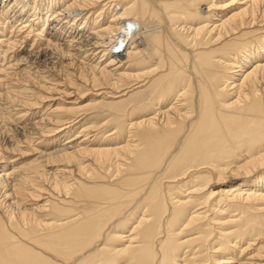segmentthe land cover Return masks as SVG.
I'll return each instance as SVG.
<instances>
[{
	"label": "bare ground",
	"instance_id": "6f19581e",
	"mask_svg": "<svg viewBox=\"0 0 264 264\" xmlns=\"http://www.w3.org/2000/svg\"><path fill=\"white\" fill-rule=\"evenodd\" d=\"M22 33L67 63L0 60V264H264V0H0Z\"/></svg>",
	"mask_w": 264,
	"mask_h": 264
},
{
	"label": "rangeland",
	"instance_id": "374dc122",
	"mask_svg": "<svg viewBox=\"0 0 264 264\" xmlns=\"http://www.w3.org/2000/svg\"><path fill=\"white\" fill-rule=\"evenodd\" d=\"M33 1V0H32ZM45 7V6H44ZM43 7V8H44ZM39 9V8H38ZM32 10V9H31ZM30 10V11H31ZM29 13V12H28ZM29 18V17H28ZM28 18H26V19H28ZM51 22V20L48 22V23H50ZM79 23H80V21L78 22V24L77 25H79ZM18 24V23H17ZM17 24L16 25H14V29L12 30V28L11 27H9V32H7L8 33V36H11V37H13V35L16 33L15 31H17V29L19 28H17L16 26H17ZM53 25H55L54 23H53V21L51 22V24H50V26H49V24L47 25V27H46V29H45V32L47 33V34H51L52 32V27H53ZM12 26V25H11ZM80 26H81V24H80ZM11 31H13V34H11L10 32ZM23 32V31H22ZM10 34V35H9ZM25 35L26 34H24V33H22L21 34V36H18V38H22L21 40H23L24 39V37H25ZM35 35H33V38L32 37H30V39H24V41H21L20 39H18V38H16L17 40H19L18 41V45L16 44V46H15V48H13V49H10V51L7 53V55H6V57L4 58L3 57V53L1 54V56H0V60H1V62L7 67V66H9V67H13V64H15L16 62H17V60H19L21 57H26L27 56V61H24L25 63H23V65H22V68L24 67V66H26V67H28V64H29V70L30 71H36V70H38V69H47L48 70V72H52V75H51V78H54V79H56V80H58L57 82H59V80L60 81H62V79L64 78V76H65V73H63V71L61 70V68H60V66L62 67L63 66V64H66L67 62L64 60V61H62V62H64L63 64H61V63H58V59H54V58H51L50 56L49 57H42L41 59H39V58H37L36 56H35V54H36V52H38V51H40L45 45H44V37H43V39L41 40H39V36H35ZM34 44H33V43ZM39 44V45H38ZM42 45V46H41ZM40 46V47H39ZM117 46H115V48H116ZM113 49V50H117V49ZM0 49L2 50H4V47H0ZM40 49V50H39ZM119 49V48H118ZM31 51V52H30ZM34 53V54H33ZM10 54V55H9ZM49 55H51V54H49ZM101 54H98L97 56H100ZM34 56V57H33ZM54 56V55H53ZM79 57L81 56V55H78ZM20 57V58H19ZM33 57V58H32ZM34 59V60H33ZM52 59V60H51ZM4 61V62H3ZM8 61H10V63L8 62ZM30 62V63H29ZM10 64V65H9ZM50 64V65H49ZM36 67H35V66ZM38 65V66H37ZM53 65V66H52ZM34 66V67H33ZM42 66V67H41ZM33 67V68H32ZM60 68V69H59ZM12 70V69H11ZM20 70V69H19ZM70 71H71V69H70ZM54 72V73H53ZM59 76H58V75ZM61 77V78H60ZM53 85V84H56V82H49L47 85ZM63 87V86H62ZM4 88V86H2V88H0V90H2ZM61 88V87H60ZM63 98V97H62ZM66 100H70V99H67V98H65ZM55 106V105H54ZM14 113H15V111H14ZM1 126V125H0ZM0 131H1V128H0ZM11 133V132H10ZM9 133V134H10ZM6 135H8L7 133H6V131H5V134L3 133V132H1L0 133V140H1V142H3L5 139H6ZM10 136H11V134H10ZM67 140V138L65 139V137H64V140H63V142H65ZM24 161H25V159L23 160V159H21V163H24Z\"/></svg>",
	"mask_w": 264,
	"mask_h": 264
}]
</instances>
